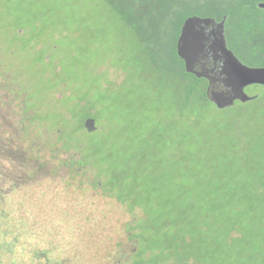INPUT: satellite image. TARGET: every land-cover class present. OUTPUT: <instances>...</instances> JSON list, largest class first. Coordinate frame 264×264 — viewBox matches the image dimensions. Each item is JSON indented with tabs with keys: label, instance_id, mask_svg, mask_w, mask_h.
<instances>
[{
	"label": "rangeland",
	"instance_id": "rangeland-1",
	"mask_svg": "<svg viewBox=\"0 0 264 264\" xmlns=\"http://www.w3.org/2000/svg\"><path fill=\"white\" fill-rule=\"evenodd\" d=\"M241 9L225 24L227 45L241 62L262 64L264 18L244 20ZM140 10L135 0L132 7L121 0H0V25L7 28L3 35L0 29V123L11 139L17 136L11 124L22 117L18 100L27 95L60 113L65 139L83 144L66 149L86 158L70 183L48 175L59 166L52 149L61 132L49 130L57 117L23 123L25 138L5 144L19 152L26 141L22 169L29 159L40 171L35 180L25 179L31 186L43 181L51 193L45 198L52 207L44 204L46 212L38 213L41 225L54 226L58 257L74 264H122L123 254L136 250L137 202L163 213L173 233L199 231L212 240L226 227L234 236L239 225L250 235L248 245L264 236V102L217 109L205 97V81L197 80L203 78L182 71L177 55L165 54L169 23L161 14L155 20L148 5ZM87 118L94 119L92 132ZM97 178L119 180L117 195L131 194L129 202L87 185ZM160 214L147 215V223L157 225Z\"/></svg>",
	"mask_w": 264,
	"mask_h": 264
},
{
	"label": "trees",
	"instance_id": "trees-1",
	"mask_svg": "<svg viewBox=\"0 0 264 264\" xmlns=\"http://www.w3.org/2000/svg\"><path fill=\"white\" fill-rule=\"evenodd\" d=\"M2 18L4 16L0 13V20ZM0 29H3L2 35L5 34L7 28L0 25ZM138 35L143 39L142 33ZM166 47L169 49L167 56L172 57L170 55L172 46L168 41ZM179 60L183 71L182 60L180 58ZM13 90L14 93L21 95L20 89L14 87ZM22 97L18 100L22 117H20L18 123L14 124L15 122H12L11 124V129L14 133H17V136L11 139L10 128L5 127L4 124H1L2 122L0 123V127L3 128L0 136V160L2 162L0 167V264H74L69 257H62V259L58 257L61 256V250H58L56 244L53 243L54 226L46 228L41 225L40 220H42V217L38 213L46 212L42 208L44 204L45 207H52L50 206L51 202L45 198L51 193L49 189L44 190L43 181H35L31 186L28 185L30 182L25 179L26 176L28 179L35 180L37 178L36 173L40 171L35 167V164H30L29 159H27V169H22L28 154L27 152L23 153L27 147L26 141H21L25 145L20 150L21 152L13 150L14 147L9 151L5 144H8V141L17 140L19 135L25 138L27 133L24 126H22L23 123L35 126V122L40 124L38 118L43 124L45 120L41 119L42 117L45 116V119H52L51 116L57 117V120L51 123L49 130L55 131V133L61 132V137L59 139L56 137L53 140L54 147L52 149L58 153L56 163L59 162V166L56 168L55 163L52 164L55 171L48 175L52 179L54 176H60L59 180L63 183H70V180L79 174L80 165L85 164L84 159H86L77 152L70 153L66 149L71 147V149L78 151L82 149L83 144L81 140L69 141L65 139L66 131L59 129V123L62 121L59 119V116H62L60 113L48 108L45 110L41 106L33 104L29 101L30 97L27 95H22ZM1 111V116L6 114L5 110L1 109ZM61 140L62 145L56 144L57 141ZM63 154L70 155L74 159V163L63 161ZM76 164L79 165L76 166ZM63 166L71 169V172L65 171ZM62 172H65V175L61 174ZM111 175L114 176L112 173ZM51 178L50 182L54 183L55 181ZM113 180L114 178L110 180L107 178L106 181L100 182L97 178L87 185L93 186L95 189H101L102 193L108 192L109 195L115 193L114 197L118 200L129 202L131 194L117 195L121 183L119 180ZM75 186L81 189L79 184ZM135 205L140 207L142 212L138 216L136 225L131 226V229L134 230L131 231V236L136 237V250L128 252L129 254H123L122 264H264V236L262 235L254 236L250 245H248L247 237L250 235H245L239 225L237 227L236 225L233 226L232 230L237 231L234 236L231 235V230H227L226 227V233L223 230L212 240L204 232V235L200 237L199 231L188 236L173 233L170 227L165 224L163 213L160 214L158 209L148 210L144 202H137L133 206ZM14 210L18 213H15ZM154 213L161 215L157 218L159 220L157 225H151L147 223L149 220L146 221L147 215ZM47 216H49L48 213L45 217ZM128 230H130V227ZM45 254L49 258L48 260L43 259ZM50 260L53 262H50Z\"/></svg>",
	"mask_w": 264,
	"mask_h": 264
},
{
	"label": "water",
	"instance_id": "water-1",
	"mask_svg": "<svg viewBox=\"0 0 264 264\" xmlns=\"http://www.w3.org/2000/svg\"><path fill=\"white\" fill-rule=\"evenodd\" d=\"M199 23L214 25L211 20H188L182 25L176 40L177 53L183 60L185 71L207 81L205 97L219 110L232 107L235 101L252 99L244 88L250 84L264 86V67H249L240 62L226 48L222 33L213 44L207 42L204 45L202 41H195L197 50L193 51V33L195 25ZM168 52L169 49L165 47V54ZM84 126L88 131H94V119H85Z\"/></svg>",
	"mask_w": 264,
	"mask_h": 264
},
{
	"label": "flooded vegetation",
	"instance_id": "flooded-vegetation-1",
	"mask_svg": "<svg viewBox=\"0 0 264 264\" xmlns=\"http://www.w3.org/2000/svg\"><path fill=\"white\" fill-rule=\"evenodd\" d=\"M121 1L127 7L129 6L132 7L133 0H121ZM135 1H136V11L137 10L141 11L140 10L141 8L145 10L146 5H148V12L149 14H152L154 16L155 20L156 18H158V14H161V20L163 22L169 23V26H171L172 30H169L168 32L167 41L170 40L172 45H174L172 46L170 55L174 54L177 55L178 57L179 55L177 53L176 40L179 38L182 25L188 20H194V19L211 20L212 23L214 24V25H206L203 23H199L195 25V32L193 33V38H192L194 45L192 46L193 51L197 50L195 41L196 42L202 41L204 42V45L207 42L213 44L214 42H217L219 40L220 33H222L223 39L226 44V48L229 51H231L232 54L238 59V57L227 45V40L225 36V24L227 22H230L232 19H234L233 16L234 15L236 16L237 8H242L240 17L244 18V20L245 18L250 17L251 19H256V20L258 19L259 21L260 20L263 21L264 18V0H135ZM210 5L221 7V9L220 10H215L214 8L210 9L209 7H207ZM257 44H259L258 40H257ZM208 50L210 51V49ZM247 66L264 67V62L259 65H253V66L247 65ZM250 85H255L256 86L255 89L258 91L247 93L245 89ZM250 85H247L244 88L245 93L248 96L252 97V99L246 102L249 101L255 102L258 100H262L264 102V86L262 84H250ZM237 102L246 103L241 101H235L234 105Z\"/></svg>",
	"mask_w": 264,
	"mask_h": 264
}]
</instances>
